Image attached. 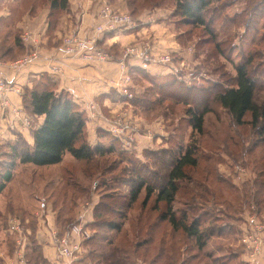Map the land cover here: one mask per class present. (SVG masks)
Returning <instances> with one entry per match:
<instances>
[{"label":"trees","instance_id":"1","mask_svg":"<svg viewBox=\"0 0 264 264\" xmlns=\"http://www.w3.org/2000/svg\"><path fill=\"white\" fill-rule=\"evenodd\" d=\"M48 1L51 14L56 10H64L68 3L67 0ZM174 1V13L176 12L181 17L183 23L204 27L209 34L210 32L213 34L212 24L218 16L220 17V13L216 14L217 10L241 5L244 2L245 7L243 9L224 16V23L232 25H235L240 20L241 15L247 16L246 26L249 23L248 18H251L252 21L258 15V17H263L264 15V11L262 10L264 0H225L222 3L219 0ZM214 2H217V4L214 5ZM10 31L13 30L10 29ZM17 34V41H13L15 44H18V41L21 43L20 33ZM241 37L242 35L239 40H241ZM255 38L252 35L248 43L256 44ZM243 41L246 42L247 40L244 39ZM218 42L221 43L220 41ZM218 42L216 46H218ZM232 46L235 49L236 45ZM99 48L102 49L100 46ZM18 56L13 57L11 60ZM255 56L256 51H249L246 54L245 60L241 59L238 61L234 66L235 75L232 77L230 84L221 87L212 97L221 107L227 110L237 125L248 122L254 133L258 135L259 143H262L264 146V104L258 105L254 100V92L258 81L255 79L254 70L250 72L248 69ZM129 72L132 80L136 74L142 75L150 81L152 92L155 95L152 97L151 106L153 103H158L157 100H169L177 105H186L185 114L189 119L192 133L189 135V141L185 145L173 143L168 148L149 151L153 156L150 160H138V164H135V161L131 162L130 159H125L129 162L127 163L128 165L133 164L132 167L128 165L125 167L127 172L130 173L129 179L121 182L116 180V183L118 182L119 185L123 186L125 193H111L110 190L112 189L100 192V201L93 212V220L90 223H86L88 227L96 228L98 233L91 236L87 241L88 248L85 257H88L92 261L91 264H134L136 255H134L133 248L135 245L151 240L155 234L156 220L153 219L152 222H149L147 214H150V217H154L156 211H158L160 220L168 222L172 232L175 235L177 233L178 240L183 239V237L188 240L192 239V244L180 242L186 245V252L184 254H181V251L179 252V254L183 255L180 262L179 258L176 257L178 253L168 254L170 264H192L197 260L196 250L201 251L206 247L212 237L216 238L226 234H230L229 237L234 235V241H239V244L235 245L237 255H233L232 258H238L240 260L238 264H250L248 261L239 258L242 253L244 254L243 246L240 242L241 227L238 228V225L233 227L231 223L222 225V219L218 215H211L207 209H202L199 214L188 222L187 209L175 206L177 203L180 204V200H177V193L180 191L181 184L184 181L192 182V178L186 171V168H194L198 165L199 144L195 141L197 137L194 134H203L204 117L207 112H210L207 103L200 110L193 108L192 101L188 97L193 94L195 99H198L199 94L204 95L203 93L207 91L208 87L185 84L173 75L164 79H157L147 75L141 68L136 67L130 68ZM55 84L53 77L48 74H42L33 87L24 92V112L30 118L31 115L43 116V120L40 125L30 130L33 137L32 146L19 135L13 142L1 143V148L5 150L1 153L2 160H0V193L6 187V184L12 180L14 170L18 164H30L34 166L55 165L63 161L65 154H69L72 159L81 162L82 166L64 170L62 173L63 179L59 184L52 183L53 192H59L58 197L61 198L60 201H62L63 196L65 199L68 195L73 200L77 196L90 199L91 195L95 193L93 192L95 191L94 188L99 184L97 180L92 181L91 186L89 183L92 176L95 175V170L101 171L99 174H102L115 168V164L101 165L99 160H106L112 154L122 156L123 152L129 150L123 148L119 140L113 136L108 141L98 142L94 146H90L86 140L85 117L83 113L78 110L68 92H56L54 90ZM144 96L139 100H136V97L133 96L134 98H131L129 102L135 107L139 106L141 102L148 103L144 101ZM143 103L142 105H144ZM247 113L250 114L248 121L244 119ZM105 132L107 131L105 130ZM261 172L262 169L257 172L258 177L253 180V184L242 183V192L244 191L242 194L244 196L241 195L243 205L241 210H239L241 212L240 217L245 213H242L244 210H249L251 204L256 206L258 212L264 210V207L261 206V202L264 201V189H262L264 180L259 179ZM204 178L203 182H193L194 185L197 184L196 187H199L203 193L207 191V175ZM219 178L221 182L230 183L233 187L230 178L221 175H219ZM105 180L103 179L102 183L100 182L101 187H106V184H108L107 180ZM251 187L253 188L251 189ZM190 191V186H186L185 193L188 196H190ZM249 191L250 195L248 194ZM191 196L196 197L195 194ZM60 201H55L53 204L59 206L61 204ZM137 202V209L139 208L137 211L139 214L138 218L143 219L144 223L142 226L136 227L135 232L138 234L145 233L146 237L139 239L141 240L140 242L135 241L130 247H125L122 245L123 241L119 237L124 238L125 234L128 235V231L124 228L125 223L129 218V210ZM160 202H162V205H159ZM69 206L71 207V204ZM192 206L194 204H189L188 209ZM206 214L207 217H205ZM59 220L60 227L57 231L59 234L69 231L71 226L78 222V218L73 217V214L70 212L64 218L59 216ZM206 220L207 223L204 225ZM243 221L244 219L242 223ZM181 233H183V237ZM83 249L85 250L84 244ZM148 249L146 248L141 254L145 257L150 252L151 257L156 259L155 247L152 246V248ZM189 251H192V254H188ZM209 253L208 251L206 253L209 259L207 264H228L231 261V259L220 260L219 256L215 255V252ZM81 257L84 258L83 255Z\"/></svg>","mask_w":264,"mask_h":264},{"label":"crops","instance_id":"2","mask_svg":"<svg viewBox=\"0 0 264 264\" xmlns=\"http://www.w3.org/2000/svg\"><path fill=\"white\" fill-rule=\"evenodd\" d=\"M67 1V7L64 10H56L51 14L48 0H0V79L10 80L19 87V93L10 91L7 96L11 107L25 111L24 92L33 87L40 75L48 74L53 77L56 83L54 90L68 92L78 110L83 113L86 140L90 146H94L98 142L108 141L111 137L105 132V126L100 120L90 117L91 106H96L104 114L111 116L122 106L127 108L126 102L130 103L119 86L118 78L121 75L119 61L122 60L126 64L128 72L132 67L141 68L147 75L157 79H164L175 74L174 60L172 63H161L156 60L144 62L136 56H125V47L131 43H142L149 38L152 42L151 54L155 57L168 52H172L174 56L173 53L178 52L180 48L177 38L167 26L169 20L167 17L171 13L168 6L165 8L158 6L153 9H147V6L137 8L133 4L135 0ZM105 5L111 9L128 12L134 19V26L106 32L99 37L98 45L109 54L110 60L101 62H87L78 58L59 60L57 57H60V54L57 49L61 37L67 32H77L83 36L89 34L100 21L99 11ZM8 26L17 33L29 29L39 41L37 56L30 63L18 69L10 66L11 59L27 53L30 46L19 41L15 44L8 40L11 37L7 34L9 31L2 33ZM57 64L60 66V71L56 74L52 67ZM136 89L138 85L131 80L129 91L133 93ZM139 113H134L136 114L134 124L138 126V129L133 133L134 141L131 144V150L136 158L145 160L144 151L168 148L172 139L176 138V131L175 125L170 123L174 118L170 112L152 120L145 119ZM14 119V115L9 110L0 109V146L4 142H13L18 135L32 146L33 137L30 130L41 124L43 116L31 115L30 126H25ZM119 143L125 149L130 148H127L121 140ZM4 150L3 148L0 150V160H2L1 153ZM80 166L82 163L72 159L69 154H65L63 161L55 165L18 164L16 166L12 180L0 193V264H52L57 252L51 241V233L58 231L60 227L59 216L64 218L70 212L73 217L77 218L83 206H86L84 204L88 202V206L84 209L85 217L89 223L93 220V212L100 201V195L93 193L90 199L76 195L75 200L65 195V199L63 196L60 201L59 192H53L52 189L53 182L59 184L63 179L64 170ZM240 191L242 193V190ZM55 201H60L61 204L55 206L53 204ZM159 205H162V202ZM244 212L243 219L247 210ZM17 216L22 221L19 233L13 232L8 222L10 217ZM259 216L264 222V210L259 211ZM154 219L156 227L152 239L135 245L133 248L134 255H137L134 264H170L168 254L186 252V245L178 242L177 233L175 235L172 232L167 221L160 220L158 211ZM241 226L242 222L238 224V228ZM91 229V236L98 233L96 228ZM229 235L216 237L219 238L216 243H213L212 240L215 237H212L207 244L209 254L219 253L227 246L235 248L234 245H238L239 241L235 242L233 239L229 243L230 240L227 239ZM19 236L23 239L21 247L16 244ZM88 240L84 242V251L88 248L86 244ZM152 246L156 249V259L149 257V253L141 257V252ZM20 255L22 263H20ZM239 258L247 261L243 253ZM82 259L81 257L73 264H84ZM256 260L254 264H264V257Z\"/></svg>","mask_w":264,"mask_h":264},{"label":"rangeland","instance_id":"3","mask_svg":"<svg viewBox=\"0 0 264 264\" xmlns=\"http://www.w3.org/2000/svg\"><path fill=\"white\" fill-rule=\"evenodd\" d=\"M224 1L225 0H219L220 3ZM134 4L138 8H145L146 6L147 9H153L158 6H160L159 8H165L167 6L170 8L171 13L167 17L169 18L167 26L169 30L174 33L175 38H177V44L180 48L178 52L173 53L176 69L174 70L175 76H173L188 85L208 87L207 91L203 93L204 95L199 94L198 99H195L193 94L188 97L189 100L192 101L193 108L200 110L203 105L207 103L210 112H207L204 117L205 124L203 134H194L197 137L195 141L199 144L197 157L198 165L194 168H186V171L192 178V182L184 181L181 184L180 191L177 193V200H180V204L177 203L175 206L181 209H187L188 222L199 214L202 209H207L211 215H218L220 219H222V223H231L233 227H236L243 220V215L240 217L241 212L239 211L243 205L241 195L244 196V194H242L244 191L242 193L240 191L243 188L242 183L251 184L253 180L258 177L257 172L261 171V169L262 172L259 175V179L264 180V146L262 143H259L260 140H258V135L254 133V130L248 122L237 125L232 120L227 110L221 107L212 96L218 92L221 87L230 84L232 77L235 75L234 66L238 61L241 59L245 60L246 54H248L249 51H256V56L248 66V69L250 72L254 70L255 79L258 81V85L254 92V100L258 105L264 104V37L261 38L264 36V15L263 17H258V15V18L256 17L252 21L251 18H248L249 23L247 26V16L241 15L240 20L236 22L235 25H232L224 23V16L231 15L235 11L243 9L245 7L244 2H242L241 5L232 6L224 10H217L216 14L220 13V17L218 16L212 24L213 34L211 32L209 34L204 27L183 23L181 17L176 12L174 13V0H135ZM216 4L217 2H214V5ZM262 10L264 11V5ZM205 16L207 19V13ZM10 29L12 28L8 26L2 33L5 34V31H9L7 34L11 37L8 40L17 41V32L10 31ZM241 35V40H239ZM252 35L256 37V44L248 43ZM244 39L247 41H243ZM217 42L219 43L218 46H216ZM232 45H236L235 49ZM168 53L172 55V52ZM133 81L134 84L138 85V89L135 91L133 90L132 98L136 97V100H139L145 95L144 101L148 102H141L139 106L137 105L136 107L139 111L132 105L134 113L140 112L139 114L149 120L157 116H165V113H172L174 118L170 123H173V126L175 125L176 138L172 139L170 146L173 145V143H182V145H185L189 141V135L192 133L189 119L185 114L187 106L182 104L177 105L169 100H157L158 103H153L151 106V101H153L152 97L155 95L152 92L150 81L142 75L138 76L136 74L134 75ZM142 103L144 105H142ZM244 119L248 121L250 119V114L247 113ZM109 136L112 137L110 134ZM108 138H106V140ZM1 149L2 148H0V150ZM131 149L132 147H130L128 151L123 152L122 156L112 154L106 160H99L101 165L113 163V165L115 164V168L102 174H99L101 171L95 170V175L92 176L89 183L91 186L92 181L97 180L99 184L94 188L95 191L93 192L99 195L100 192L112 189L110 190L111 193H125L123 186L119 185L118 182L116 183V180L121 182L125 179H129L130 173L125 169L129 162L126 160L130 159L131 162L135 161V164H138V160L146 161V159L150 160L153 157L148 151H144L143 158L145 160H140L136 158ZM128 166L132 167L133 164H129ZM238 166L246 168L249 176L245 177L243 175H238V173L235 172ZM205 175H207V191L203 193L199 187H196L197 184L194 185L193 182H203L205 180ZM219 175L230 178L233 187L230 183L221 182L219 180ZM103 179L107 180H105L108 183L106 187L100 186ZM186 186H190L191 188L190 196L185 193ZM252 188L253 187H251V189ZM262 189H264V186H262ZM192 194H195L196 197L191 196ZM248 194L250 195V191ZM261 203V206L264 207V201ZM189 204H194V206L188 209ZM137 205L138 202L128 212L129 218L124 227L128 231V235L125 234V240L119 237V239H122V245L125 247H130L135 241L140 242L141 240L139 239L146 237L145 233L138 234L135 232L137 229L136 227L142 226L144 223L143 219L141 220L138 218L139 214L137 211L139 208L137 209ZM244 211L242 213H244ZM147 216L149 217V222H152L154 217H150V214H147ZM205 217H207V214ZM204 223V225H206L207 220ZM89 229L92 233V229ZM181 234L183 237V233ZM233 238L234 235L227 237L228 241L230 240L229 243L233 241ZM178 241L192 244V239L188 240L184 237ZM212 241L216 243L219 241V238H215ZM86 251L83 253V263L91 264L92 261L88 257H85ZM195 252L197 260L192 264H207L209 261L206 256L207 245L201 251L196 250ZM189 253L192 254V251H189L188 254ZM215 255H218L220 260L231 259L228 264H238L240 261L238 258H232L233 255H237L236 248L229 246H227V249L219 251V253L216 252ZM142 256L141 254V257ZM148 256L151 257L150 252ZM176 257H178L180 261L183 255L178 253Z\"/></svg>","mask_w":264,"mask_h":264},{"label":"built area","instance_id":"4","mask_svg":"<svg viewBox=\"0 0 264 264\" xmlns=\"http://www.w3.org/2000/svg\"><path fill=\"white\" fill-rule=\"evenodd\" d=\"M100 21L92 28L89 34L79 35L77 32H67L61 39L58 46L59 60L63 58H78L87 62H101L110 60L107 52L99 48L98 40L101 35L106 32L116 31L118 29L130 28L134 26V21L128 12H122L118 9H111L108 6H103L99 11ZM22 44L30 46L27 53L17 57L10 62V66L18 69L30 63L37 56V48L39 41L34 37V34L29 29H24L20 35ZM152 42L146 38L142 43H131L124 49L125 56H136L144 62L156 60L161 63H172L173 56L169 53L161 54L155 57L151 54ZM1 64V59H0ZM120 77L118 78L119 86L122 93L128 100L132 98V93L129 91L131 85V76L128 72L126 64L121 60ZM54 73L60 71V66L53 65ZM13 91L19 93L20 89L7 79H0V109L9 110L15 117V121L30 126L31 118L21 108L11 107L7 93ZM127 108L123 106L118 112H113L111 116L104 114L98 107L91 106L92 112L90 117L98 119L104 124V129L113 137L123 141L127 148L131 147L134 141L133 133L138 129L134 124V114L132 105L126 102ZM13 120V121H14ZM13 124V123H12ZM238 175L248 177V171L242 166L235 169ZM248 179V178H247ZM250 179V178H249ZM250 181V180H248ZM84 205L88 206V203ZM78 213V222L74 223L69 231L59 234L57 231L51 233V241L56 248L57 256L52 264H73L78 261L83 253V244L88 240L92 233L86 225L88 222L85 217L84 209ZM10 229L14 232H21V220L18 217H10L8 219ZM240 242L243 246L244 254L249 263H256V259L264 257V222L259 216V212L254 204L250 205L247 210L244 221L241 226ZM16 244L20 247L23 244V239L19 236ZM19 255V252H18ZM20 263H22V257Z\"/></svg>","mask_w":264,"mask_h":264}]
</instances>
